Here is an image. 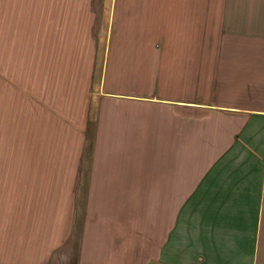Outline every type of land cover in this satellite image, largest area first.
I'll use <instances>...</instances> for the list:
<instances>
[{
    "label": "crops",
    "instance_id": "obj_1",
    "mask_svg": "<svg viewBox=\"0 0 264 264\" xmlns=\"http://www.w3.org/2000/svg\"><path fill=\"white\" fill-rule=\"evenodd\" d=\"M98 4L105 30L58 119L79 221L67 264H257L264 0Z\"/></svg>",
    "mask_w": 264,
    "mask_h": 264
},
{
    "label": "rangeland",
    "instance_id": "obj_2",
    "mask_svg": "<svg viewBox=\"0 0 264 264\" xmlns=\"http://www.w3.org/2000/svg\"><path fill=\"white\" fill-rule=\"evenodd\" d=\"M65 1L0 0V264H67L79 240L61 186L73 134L58 119L78 105L106 23L98 0Z\"/></svg>",
    "mask_w": 264,
    "mask_h": 264
}]
</instances>
